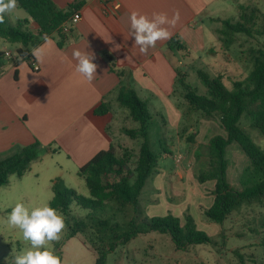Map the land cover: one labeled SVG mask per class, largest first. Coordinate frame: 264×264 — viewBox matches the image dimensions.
<instances>
[{
	"label": "trees",
	"instance_id": "obj_1",
	"mask_svg": "<svg viewBox=\"0 0 264 264\" xmlns=\"http://www.w3.org/2000/svg\"><path fill=\"white\" fill-rule=\"evenodd\" d=\"M82 4L80 0L62 8L53 0H17L18 7L28 13L29 19L18 20L15 26L6 19L0 24V39L19 44L16 50L18 60L12 62H29L33 58L31 49L40 44L45 34L48 37L56 35L58 45L62 47L67 41V34L62 31L63 24ZM30 22L38 26L37 34L29 29ZM220 22L222 25L217 31L218 40L226 51L231 49L239 34L257 40L258 45L250 47L246 52L249 64L247 76L242 80H234L229 88L225 85L224 73L211 76L199 69L197 75L206 88L205 94H199L187 82V72L175 70L174 93L175 96L180 94L184 102L185 109L182 103L177 104L183 114L199 113L206 119H216L225 133L209 138L208 163L196 174L200 184L214 182L213 201L205 211V216L222 225L242 204L264 201V149L243 126V121H248L251 130L257 131L264 139V14L256 6H244L239 20ZM259 22L261 24L258 26ZM167 45L171 50L189 56L179 36L171 38ZM26 51L28 55H24ZM0 56L4 57V52L0 51ZM109 59L112 60V57ZM112 67L115 66L111 61ZM117 101L121 108L128 111L130 119L139 124L137 128L122 129L126 136L142 140L135 167L131 169L129 166V150L120 155L111 145L79 168L78 175L84 179L90 197L63 186L59 179L54 182L50 207L66 218L71 215L72 204L87 211L84 217L66 219L67 239L83 235L97 253L95 264H105L108 254L118 248H125L138 236L150 232L168 234L177 250L212 243L213 240L206 232L197 229L189 214L185 215L184 222L172 214L149 219L141 217V194L158 162V155L153 151L149 138L150 110L147 102L139 97L131 85L120 88ZM109 110L107 103H101L95 109V114L105 115ZM188 139L193 142V137ZM232 143L239 145L248 158L244 170L248 180L246 183L240 180L241 189L228 181L230 162L226 153ZM48 150V147L35 141L0 159V187L9 183L11 175L23 176L29 171L32 162L41 157V152ZM261 245L264 247V242ZM240 260L244 262L243 256Z\"/></svg>",
	"mask_w": 264,
	"mask_h": 264
},
{
	"label": "rangeland",
	"instance_id": "obj_2",
	"mask_svg": "<svg viewBox=\"0 0 264 264\" xmlns=\"http://www.w3.org/2000/svg\"><path fill=\"white\" fill-rule=\"evenodd\" d=\"M242 2L245 6L258 7L264 14V0ZM240 14L241 11H238L235 16V10L231 8L224 16L231 21H237ZM5 19L15 26L18 20L29 19V15L17 5L10 15H5ZM260 24L261 22L258 26ZM221 25V22L215 24L217 37ZM219 43L221 44L220 41ZM257 45L255 38L239 34L231 49L226 51L221 46L218 61L212 65L204 63L205 60L195 59L196 54L189 57L179 51L173 52L172 61L180 72H187V82L199 94H205L206 88L199 79L197 70H203L211 76L224 73L225 85L231 88L234 80H242L247 76L249 64L246 52ZM18 47V43L0 39V50L16 52ZM204 56L208 58V53ZM4 61L0 56V63ZM175 99L184 108L180 94ZM163 105L161 102L149 105V138L153 151L158 155V162L141 194V217L149 219L172 214L184 222L185 215L189 214L197 229L206 232L213 241L210 244L177 250L168 234L150 232L138 236L125 248H118L108 254L105 264H264V247L261 245L264 242V201L242 204L222 225L205 216V211L213 201L214 182L200 184L196 174L208 163L209 138L215 134H225L219 122L216 119H206L199 113L167 114L161 111ZM154 108H159L161 114H157ZM126 111L117 112V123L114 122L110 130L118 134V154L122 155L125 150H129V166L132 169L135 167L142 140L122 135L123 128L139 126L130 119ZM243 126L264 149L263 137L257 131L251 130L248 121L244 120ZM189 137H193V142ZM226 158L230 162L227 169L228 181L241 189L240 180L242 183L248 180L244 171L248 158L236 143L228 146ZM78 171L79 167L63 152H52L48 155L42 151L41 157L32 162L29 171L23 176L11 175L9 183L0 187V264H13L15 255L29 247L20 230L10 228L5 223L15 204L23 202L29 207L49 205L54 195L53 184L58 179L63 186L90 197L89 189ZM86 214L85 209L72 204L71 215L68 218L63 217L65 228L61 238L52 242L54 253L60 257L62 264H95L97 253L83 235L67 239V220L84 217ZM239 254L240 257L243 256L244 262H241Z\"/></svg>",
	"mask_w": 264,
	"mask_h": 264
},
{
	"label": "crops",
	"instance_id": "obj_3",
	"mask_svg": "<svg viewBox=\"0 0 264 264\" xmlns=\"http://www.w3.org/2000/svg\"><path fill=\"white\" fill-rule=\"evenodd\" d=\"M53 1L63 8L80 0ZM82 1L78 9L82 18L67 33L65 44L60 47L58 38L52 35L37 46L43 47V62L33 57L40 66L39 71H34L27 61L14 64L3 57L0 159L39 141L49 146L46 154L63 152L80 168L111 145L117 149L118 134L110 128L117 121V112L125 113L117 101L118 92L124 86H133L148 107L153 102H161L164 113L183 114L175 99V70L179 69L172 61L175 51L168 47L169 40L179 36L189 57L196 54L195 59L212 65L218 61L221 50L215 24L229 20L224 16L229 9H234L236 16L245 6L242 0ZM132 11L149 18L154 12H164L169 19L179 12V20L175 26L165 25L172 33L170 39L158 41L142 55L132 36ZM28 27L34 34L38 33L34 22ZM77 49L95 55L93 62L98 67L90 82L75 70L77 61L73 51ZM101 103H107L110 110L105 115H96L95 109ZM154 110L161 114L159 108Z\"/></svg>",
	"mask_w": 264,
	"mask_h": 264
},
{
	"label": "clouds",
	"instance_id": "obj_4",
	"mask_svg": "<svg viewBox=\"0 0 264 264\" xmlns=\"http://www.w3.org/2000/svg\"><path fill=\"white\" fill-rule=\"evenodd\" d=\"M17 8V0H0V24L5 22V15L11 14ZM179 20V12L169 19L164 12H154L151 18L137 11L130 14V26L135 46L140 54L147 53L149 47H155L158 41L171 38L172 33L165 25L175 26ZM42 39L48 41L45 34ZM26 51L24 55H28ZM31 55L39 62H43V47L31 49ZM73 58L77 61L76 72L92 81L98 65L94 63L92 52L73 51ZM5 223L13 229H19L24 241L29 247L15 255L13 264H62L52 248V242L61 238L65 228L64 218L56 209L47 204L29 207L23 202H17L7 215Z\"/></svg>",
	"mask_w": 264,
	"mask_h": 264
},
{
	"label": "built area",
	"instance_id": "obj_5",
	"mask_svg": "<svg viewBox=\"0 0 264 264\" xmlns=\"http://www.w3.org/2000/svg\"><path fill=\"white\" fill-rule=\"evenodd\" d=\"M82 16H81V13L80 11L76 10L71 16L70 18L63 24V29L62 31L64 33H69L70 30L75 27V25H77V23L81 20ZM4 56L5 58L9 59V60H18V55L16 52H11V51H8L6 50L4 52ZM32 69L34 71H39L40 70V66L38 64V62L32 58L30 61H29Z\"/></svg>",
	"mask_w": 264,
	"mask_h": 264
}]
</instances>
